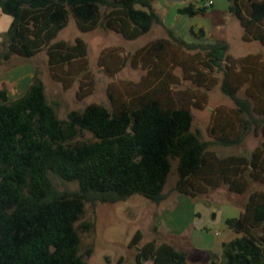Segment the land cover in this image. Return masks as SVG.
I'll use <instances>...</instances> for the list:
<instances>
[{"label":"trees","instance_id":"16d2710c","mask_svg":"<svg viewBox=\"0 0 264 264\" xmlns=\"http://www.w3.org/2000/svg\"><path fill=\"white\" fill-rule=\"evenodd\" d=\"M155 1L0 0L13 19L1 35L0 69L14 57L30 60L46 52L51 80L65 91L77 84L76 97L83 101L96 83L88 44L58 40L71 18L83 33L103 26L136 40L155 25L164 27ZM228 2L242 40L264 47V0ZM207 10L189 4L179 13L196 17ZM167 33L132 55L101 53L98 66L109 77L127 66L145 72L138 82L110 85L109 108L93 103L59 118L39 71L15 101L0 88V264H89L77 229L86 205L134 196L162 203L172 161H178L176 191L193 199L221 187L236 195L248 194L252 183L264 187V141L250 158L220 157L210 149L241 145L252 130L261 129L264 137V54L235 58L226 41L188 42ZM193 33L205 37L204 29ZM219 85L235 106L214 111L212 141H203L193 130V111L205 109ZM53 177L79 188L61 193ZM225 223L237 237L223 244L221 261L212 264H264V190L251 192L240 215ZM143 240L137 231L129 244L138 249L135 262L119 264L188 263L174 246Z\"/></svg>","mask_w":264,"mask_h":264},{"label":"rangeland","instance_id":"374dc122","mask_svg":"<svg viewBox=\"0 0 264 264\" xmlns=\"http://www.w3.org/2000/svg\"><path fill=\"white\" fill-rule=\"evenodd\" d=\"M209 1L211 0L155 1L154 9L162 18L164 27L155 25L148 34L136 40H126L103 26L98 27L94 32L83 33L72 17L58 40L74 43L77 38H81L88 44L90 69L96 81L95 92L87 99L79 101L76 97L78 85L65 91L61 84L51 80L45 57L39 56V74L45 83L50 103L57 107L59 118L66 119L70 111H83L93 103L109 108L111 104L107 90L110 85L138 82L145 74L141 70L127 66L118 75L109 77L98 66L103 51L120 49L122 55H132L151 41L168 38L167 30L175 31L177 36L188 42L226 41L230 47L229 54L235 58L249 54H264V47L260 43H246L242 40L243 29L239 21L229 13L228 0H212L214 4L208 7L205 15L190 17L179 13V9L189 4L204 7ZM5 28L6 24L2 20L0 32L8 30ZM201 29L205 30V37L198 40L193 32L198 34ZM17 63L18 60L13 59L0 69L1 88L6 87L9 72ZM240 97H244L243 92ZM234 106V102L222 93L221 86H217L209 92L206 108L193 111V130L203 141H212L209 127L214 111L219 107ZM263 141L261 129L257 133L252 130L241 145L234 147L212 145L210 149L220 157L238 155L250 158ZM177 168L178 161H172V170L164 190L166 198L160 204L141 196H134L126 202L116 204L86 205L85 214L77 224V229L82 240L81 254L89 264H119L120 259L126 263H134L138 249L130 248L129 244L137 231L142 232L143 243L150 241L167 243L185 252L188 256V264H212L221 261L222 257L215 253V248L221 241V234L228 229L225 220L238 217L248 201L249 194L256 190H264V187L252 183L249 193L245 195H236L229 192L226 187H221L193 199L176 191L179 179ZM53 182L61 193L74 192L79 188L77 183H67L58 177H53ZM215 211L222 213L223 222L211 223V219L218 215L212 214ZM87 224H92L93 227L83 228ZM216 233L220 236L217 237Z\"/></svg>","mask_w":264,"mask_h":264},{"label":"crops","instance_id":"0c3cea01","mask_svg":"<svg viewBox=\"0 0 264 264\" xmlns=\"http://www.w3.org/2000/svg\"><path fill=\"white\" fill-rule=\"evenodd\" d=\"M2 20L6 24L5 29L8 28V30H9L13 19H12V17L5 15L0 8V22ZM8 30H6L4 32H0V35H3ZM0 42H2L1 37H0ZM41 55H44L46 63L48 64V56H47L46 52H42L30 60L21 59L18 57L13 58L14 60L15 59L18 60V63L15 64L11 68L9 75L7 77V80H6V82H7L6 87L8 88V91H9L10 101H15V100L19 99L29 89L30 85L32 84L33 77L35 76L36 72L39 71L38 59H39V56H41ZM242 210H243V208H242ZM214 213H216L218 215H215L216 217L214 219H211V223L217 224V223L223 222L222 213L221 212L218 213L217 211H215L212 214H214ZM219 214H221V216ZM220 237H221V241L219 243H217V246L215 248V253H217L219 256L222 257L223 244L228 243V242L232 241L233 239H235L237 237V234L235 232H233L232 230L227 229L221 234Z\"/></svg>","mask_w":264,"mask_h":264},{"label":"built area","instance_id":"2783aa9c","mask_svg":"<svg viewBox=\"0 0 264 264\" xmlns=\"http://www.w3.org/2000/svg\"><path fill=\"white\" fill-rule=\"evenodd\" d=\"M213 4H214L213 1H209V3L206 4V5H204V6H205V7H209V6H212ZM216 236L218 237V236H220V234H219V233H216Z\"/></svg>","mask_w":264,"mask_h":264},{"label":"water","instance_id":"95a60500","mask_svg":"<svg viewBox=\"0 0 264 264\" xmlns=\"http://www.w3.org/2000/svg\"><path fill=\"white\" fill-rule=\"evenodd\" d=\"M169 2H181V1H185V0H168Z\"/></svg>","mask_w":264,"mask_h":264}]
</instances>
